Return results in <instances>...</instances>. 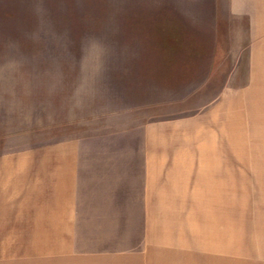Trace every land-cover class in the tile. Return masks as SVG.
Returning <instances> with one entry per match:
<instances>
[{"label": "rangeland", "instance_id": "obj_1", "mask_svg": "<svg viewBox=\"0 0 264 264\" xmlns=\"http://www.w3.org/2000/svg\"><path fill=\"white\" fill-rule=\"evenodd\" d=\"M227 2L0 0V156L96 133L103 122L206 116L224 158L222 207L212 215L225 233L250 231L253 215H264V131L250 116L264 107L251 88L250 102L230 101L246 83V61ZM6 243L0 264H34Z\"/></svg>", "mask_w": 264, "mask_h": 264}, {"label": "crops", "instance_id": "obj_2", "mask_svg": "<svg viewBox=\"0 0 264 264\" xmlns=\"http://www.w3.org/2000/svg\"><path fill=\"white\" fill-rule=\"evenodd\" d=\"M227 1L232 27L245 32L246 61V83L230 101L250 102L251 88L262 108L264 0ZM257 110L250 118L264 131ZM211 123L103 122L96 133L0 156L4 248L18 247L34 264H264V215L242 235L236 225L223 232L221 215H212L222 207L224 158Z\"/></svg>", "mask_w": 264, "mask_h": 264}]
</instances>
